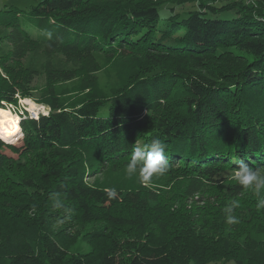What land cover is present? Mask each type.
Instances as JSON below:
<instances>
[{
  "label": "trees",
  "instance_id": "16d2710c",
  "mask_svg": "<svg viewBox=\"0 0 264 264\" xmlns=\"http://www.w3.org/2000/svg\"><path fill=\"white\" fill-rule=\"evenodd\" d=\"M0 34L24 134L0 139V264H264V189L233 178L264 173V0H37ZM41 76L49 113L26 117ZM154 139L168 172L129 176Z\"/></svg>",
  "mask_w": 264,
  "mask_h": 264
},
{
  "label": "clouds",
  "instance_id": "9594fccd",
  "mask_svg": "<svg viewBox=\"0 0 264 264\" xmlns=\"http://www.w3.org/2000/svg\"><path fill=\"white\" fill-rule=\"evenodd\" d=\"M125 167L129 176L137 175L142 182H150L153 176L165 175L169 170V161L165 156L164 143L160 139H154L143 148H135ZM233 178L244 189L254 188L257 193L264 189V173L243 160L238 162ZM111 194L115 196V191L112 190ZM235 206L233 202V205L226 209L229 213L226 216V223L230 225L238 223L237 217L230 214ZM257 206L264 207V201H260ZM55 207L60 208L62 204L56 201Z\"/></svg>",
  "mask_w": 264,
  "mask_h": 264
},
{
  "label": "rangeland",
  "instance_id": "374dc122",
  "mask_svg": "<svg viewBox=\"0 0 264 264\" xmlns=\"http://www.w3.org/2000/svg\"><path fill=\"white\" fill-rule=\"evenodd\" d=\"M36 4H37V0H0V9L3 8L4 6H10V5H17L21 8H29L32 5L35 6ZM162 15L163 16L165 15V11H163V10H162ZM7 51H8V49H6L4 46H0V53L1 54L6 53ZM27 61H28V59L24 60L23 65H26ZM44 84H45V78L43 76L35 79L34 83H33V90H32L35 97H33V98H22V99L19 98V100H18V106L19 107L18 108L21 111L20 112L21 114H24L26 117L38 118V116L40 114L47 115L49 113V109L41 101H39L40 90L44 86ZM26 100H29L30 102H32L34 104L33 109L31 108V106L28 103H26ZM4 104H5L4 105L5 108L10 109L15 115L19 116L20 122H21L22 117L18 113L15 112V106L11 105V104H7V103H4ZM26 112H27V114H26ZM21 137H22V139L19 143L9 144V143L15 142L16 140L20 139ZM0 139L6 144L20 147L23 144V139H24L22 126H21V129H19V134H17L11 140H8V139L4 140L1 137H0ZM5 153L9 156L17 158V155L13 154L8 149L5 150ZM154 180H155V178L152 177L151 181L154 182ZM90 182H91V184L101 185V186L104 184H109V183H116V184L119 183L120 184L119 186H124V185H126L125 182L127 183V180L126 181L123 180V177L119 178V179H111L109 177V175L106 174L103 176H97V177L91 178ZM87 229H88V227H84V228H81L80 231L84 232ZM80 250H81V252H87V251H89V248L85 245H81ZM228 264H233V263L230 262Z\"/></svg>",
  "mask_w": 264,
  "mask_h": 264
},
{
  "label": "bare ground",
  "instance_id": "6f19581e",
  "mask_svg": "<svg viewBox=\"0 0 264 264\" xmlns=\"http://www.w3.org/2000/svg\"><path fill=\"white\" fill-rule=\"evenodd\" d=\"M31 108L33 109L34 104L29 100H26ZM30 108V109H31ZM20 118L15 115L8 108H0V137L3 139L11 140L17 134H19L20 129Z\"/></svg>",
  "mask_w": 264,
  "mask_h": 264
}]
</instances>
